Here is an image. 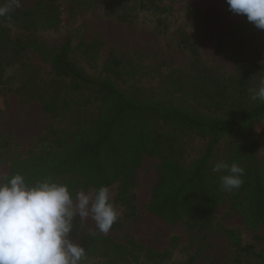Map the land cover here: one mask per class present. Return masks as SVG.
I'll use <instances>...</instances> for the list:
<instances>
[{"label":"trees","instance_id":"1","mask_svg":"<svg viewBox=\"0 0 264 264\" xmlns=\"http://www.w3.org/2000/svg\"><path fill=\"white\" fill-rule=\"evenodd\" d=\"M176 1L117 0L122 11L118 19L128 20L130 11H148L155 17V30L164 34L176 12ZM217 1L227 5L225 0ZM95 2L82 0L90 8ZM59 6L58 0H37L24 10L0 18V85L8 66L29 50L49 64L55 79L67 82V95L78 94L65 99L58 95L49 100L37 97L42 109L62 123L49 129L26 154L10 157L8 173L1 180L17 173L30 184L50 178L66 184L73 197L78 191L98 190L117 182L114 202L126 207V219H133L136 207L130 189L142 157L148 156L154 161L157 180L145 209L165 223L182 222L190 229L215 231L220 225L212 222V211L227 203L249 229L264 226L261 161L252 149L254 143L246 146L234 139L251 134L252 126L264 118V102L253 101L250 91L264 86V55L251 53L250 58L243 59V68L230 76L214 75L197 63L192 74L159 72L156 85L144 80L153 72L123 59V55L117 56L100 41L81 45L85 55L102 58L100 71L90 74L71 58L68 42L49 46L37 38L12 39L1 24L15 22L24 29L54 30L61 22ZM245 31L243 25L230 29L228 36L237 41V48ZM177 32L179 47L197 60L189 33L181 28ZM217 45L225 49L223 40ZM159 85L163 93L157 91ZM189 134L204 138L205 146L199 157L185 162L179 145ZM224 139L226 149L217 153L215 149ZM221 160L244 169L239 189H221L220 175L226 173L212 171ZM76 228L73 223L70 239L77 235ZM221 232L237 251L261 256L252 245L242 244L235 230L221 227ZM80 245L85 249L81 264L93 257L104 259V264H167L168 259V252L154 251L129 238L118 243L107 236L82 233ZM185 264H191V260Z\"/></svg>","mask_w":264,"mask_h":264},{"label":"rangeland","instance_id":"2","mask_svg":"<svg viewBox=\"0 0 264 264\" xmlns=\"http://www.w3.org/2000/svg\"><path fill=\"white\" fill-rule=\"evenodd\" d=\"M36 1L20 0V7L13 11L24 10ZM108 1L96 0L95 6L90 8L82 0H58L61 22L54 30L38 27L24 29L15 22L2 21L1 24L9 30L12 39L37 38L49 46L68 42L71 58L90 74L100 71L102 58L92 59L85 55L81 45L100 41L117 56L123 55V59L153 72H149L151 74L145 76L144 80L156 85L159 72L165 75L174 70L192 74L197 63V67L214 75L230 76L243 68V59L250 58L251 53L257 57L264 55V30L256 28L245 16L232 13L228 5L217 0H177L176 12L170 17L168 30L164 34L155 30V17L150 12L130 11L131 16L123 22L118 19L122 11L116 5L117 0L111 1V4ZM5 3L7 0H0V5ZM106 3L108 6H105ZM236 25L247 28L239 40L240 48L235 46L237 41H232L228 36L230 29ZM179 28L189 33L194 41L197 60L192 53L179 47ZM219 40L225 42L224 50L218 47ZM5 76L4 83L0 85V180L8 173L10 157L26 154L49 129L62 123L59 117L42 109L37 97L49 100L57 95L64 99L78 96L73 92L67 95V82L55 79L49 64L29 50L8 66ZM157 91L163 93L164 89L159 85ZM80 113L82 115V111ZM234 139L241 140L246 146L254 143L252 149L261 161L264 173V118L252 126L251 134ZM226 143L227 139L222 140L215 151H224ZM204 146L205 139L198 135L183 136L179 145L183 160L189 162L199 157ZM156 180L154 161L143 156L130 189L136 207L135 218L126 219V207L114 202L118 186L115 182L108 189L110 200L120 213L118 220L109 232L102 233L91 214L82 219L77 213L72 220L77 227V235L71 241L80 245L82 233L107 236L118 243L129 238L154 251L168 252L167 264H185L189 259L191 264H264L263 225L249 229L242 217L227 203L220 204L212 211V222L220 225L215 231L208 228L202 231L190 229L182 222L167 224L145 209ZM73 198L75 203V196ZM221 227L235 230L241 243L252 245L261 256L237 251L232 240L221 232ZM86 260L87 264H104L101 258Z\"/></svg>","mask_w":264,"mask_h":264},{"label":"clouds","instance_id":"3","mask_svg":"<svg viewBox=\"0 0 264 264\" xmlns=\"http://www.w3.org/2000/svg\"><path fill=\"white\" fill-rule=\"evenodd\" d=\"M225 2L232 13L264 30V0ZM18 7L20 0H7L0 5V17ZM250 91L253 101L264 102V86ZM212 171L226 173L220 175L223 191L239 189L244 182V169L235 162L221 160ZM75 201L66 184L50 178L30 184L17 173L0 180V264H81L85 249L69 238L74 215L83 219L91 214L98 230L107 233L120 213L107 186L78 191Z\"/></svg>","mask_w":264,"mask_h":264}]
</instances>
